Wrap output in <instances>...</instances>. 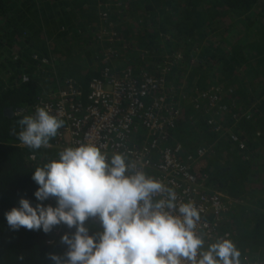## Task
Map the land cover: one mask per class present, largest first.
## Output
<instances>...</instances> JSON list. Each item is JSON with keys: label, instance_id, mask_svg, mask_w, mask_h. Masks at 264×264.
Segmentation results:
<instances>
[{"label": "trees", "instance_id": "1", "mask_svg": "<svg viewBox=\"0 0 264 264\" xmlns=\"http://www.w3.org/2000/svg\"><path fill=\"white\" fill-rule=\"evenodd\" d=\"M104 28L117 39L101 38ZM107 69L164 76L172 96L186 95L167 145L212 149L193 171L236 200L217 229L230 234L242 264H264V0H0V264H53L47 254H63L62 235L75 231L8 226L5 214L21 197L39 203L33 173L62 151L57 135L47 147L22 145L17 121L67 79L88 92ZM207 92L228 107L222 130L209 123L212 112L195 108Z\"/></svg>", "mask_w": 264, "mask_h": 264}, {"label": "clouds", "instance_id": "2", "mask_svg": "<svg viewBox=\"0 0 264 264\" xmlns=\"http://www.w3.org/2000/svg\"><path fill=\"white\" fill-rule=\"evenodd\" d=\"M17 124L20 131L13 132L20 143L40 149L49 145L64 121L38 105ZM32 179L39 203L33 206L21 197L19 206L5 216L13 230L49 234L59 225L75 229L61 237L63 254H47L53 264H242L233 239L225 234L206 243L196 205L178 201L174 188L149 176L123 153L109 159L92 142L67 147L58 158L38 166ZM52 198L55 206L43 203Z\"/></svg>", "mask_w": 264, "mask_h": 264}, {"label": "built area", "instance_id": "3", "mask_svg": "<svg viewBox=\"0 0 264 264\" xmlns=\"http://www.w3.org/2000/svg\"><path fill=\"white\" fill-rule=\"evenodd\" d=\"M116 36V32L104 28L100 37L112 43ZM171 91L164 76L145 73L136 77L131 71L119 74L107 69L102 79L91 82L88 92L77 87L73 79H67L63 87L50 92L28 114H34L38 105L46 106L51 114L63 119L54 145L58 149L95 143L109 159L114 153H123L149 176L174 188L178 201H192L199 209L198 229L206 243H210L225 235L220 234L216 222L226 216L236 200L207 188L193 171L194 163L210 153L211 148L202 147L193 154L185 153L182 143L167 145L181 119V101L186 98L180 95L177 99ZM201 97L207 103L202 106L198 97L194 100L195 108L212 112L209 123L216 130L224 129L221 121L228 107L221 103L219 94L207 92ZM155 151L159 155H154ZM31 159L36 160V156L31 155ZM211 214L216 215V220L210 219ZM66 229L59 225L55 234L59 236Z\"/></svg>", "mask_w": 264, "mask_h": 264}, {"label": "water", "instance_id": "4", "mask_svg": "<svg viewBox=\"0 0 264 264\" xmlns=\"http://www.w3.org/2000/svg\"><path fill=\"white\" fill-rule=\"evenodd\" d=\"M6 113H7L8 115H10V116H13V115H14V111H13L12 109H8V110L6 111Z\"/></svg>", "mask_w": 264, "mask_h": 264}, {"label": "rangeland", "instance_id": "5", "mask_svg": "<svg viewBox=\"0 0 264 264\" xmlns=\"http://www.w3.org/2000/svg\"><path fill=\"white\" fill-rule=\"evenodd\" d=\"M105 35V34H104Z\"/></svg>", "mask_w": 264, "mask_h": 264}]
</instances>
